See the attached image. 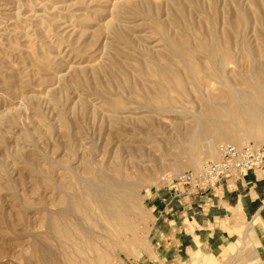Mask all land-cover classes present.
Returning <instances> with one entry per match:
<instances>
[{
	"label": "rangeland",
	"instance_id": "374dc122",
	"mask_svg": "<svg viewBox=\"0 0 264 264\" xmlns=\"http://www.w3.org/2000/svg\"><path fill=\"white\" fill-rule=\"evenodd\" d=\"M219 73L264 81V0H0V264H77L50 231L68 206L62 226L79 238L81 219L114 234L99 238L108 251L80 253L88 263L139 258L152 246L150 193L228 144L264 145L261 94L246 97L260 104L255 123L207 121L206 135L187 138L210 108L220 112ZM114 177L128 181L131 208L112 223L98 204L92 218L75 208L82 186Z\"/></svg>",
	"mask_w": 264,
	"mask_h": 264
},
{
	"label": "crops",
	"instance_id": "0c3cea01",
	"mask_svg": "<svg viewBox=\"0 0 264 264\" xmlns=\"http://www.w3.org/2000/svg\"><path fill=\"white\" fill-rule=\"evenodd\" d=\"M214 192L175 198L163 187L150 193L152 246L129 264H235L240 257L243 264H264V168L231 178ZM165 219L174 222L171 227Z\"/></svg>",
	"mask_w": 264,
	"mask_h": 264
},
{
	"label": "bare ground",
	"instance_id": "6f19581e",
	"mask_svg": "<svg viewBox=\"0 0 264 264\" xmlns=\"http://www.w3.org/2000/svg\"><path fill=\"white\" fill-rule=\"evenodd\" d=\"M236 75H243V74H236ZM217 76H219L218 78L220 80V83L224 87H223V89L218 90V93L212 94L211 97L213 99L221 100L220 103L216 104V106H217L216 108L220 112L215 113L213 111V109L210 108L209 114H205L204 117H202V118L199 117L197 119L196 123H194L195 125H190L189 127H187L186 132L188 134V136H187L188 139L194 140L198 136L203 137L204 135H206V132L204 130V126H205V123L207 121H213L216 123H224L226 121V119L230 118L231 121L230 120H228V121L232 122L235 125H239L240 123H243V122L246 123V121H247L246 117L250 118V119L248 118L250 123H251V121L255 123L257 120L262 118V110H261V107L259 106L260 104L254 103V102L249 103L247 101V98H246L248 95L254 96L257 94H259V95L261 94L264 98V81L259 82L262 80L261 79L262 77H259L256 73L250 74L248 76V78H245L244 76H246V75H243L240 77V79H236V78L227 79L220 73ZM217 76L215 79L214 78H212V79L217 80ZM195 79L196 78L193 77L191 80H189V79L188 80L190 81L191 89H194L195 93H198V90L200 88L199 87L200 85L198 83L199 80H195ZM250 82L253 83L254 86L249 85ZM232 83H235V84H232ZM237 85H239V86L241 85L242 87L237 88ZM173 86L176 87L175 85H173ZM188 90H189V92L191 91L190 88H188ZM232 99L234 100V102L233 101L230 102V100H232ZM222 100H227V101L222 102ZM102 185L103 186L96 185V184L94 185V183H91V184L89 183V185H88V183H87V187L82 186L81 187V193H82L83 197L78 198L79 199V200H77L78 206H75V208L79 207V206L84 207V209L88 212V214L92 218L93 215H92L90 203L92 202L93 206H96V204H98L99 208L103 209L106 212V214L108 216L107 217L108 220L112 223V220L117 217V216L115 217L116 209H119L121 207H124V208L130 207L132 204H134L136 196L134 195V198H130V196H132V195H128V193L126 192V189H128V185H129V183H128V181H126V179L125 180L124 179L118 180L116 177H114L113 181H110L109 179H107L104 182V184H102ZM80 186H81V184H80ZM75 188H76V186L74 187V189ZM85 189H87L88 191L86 192ZM77 196H78V193H77ZM74 197H76V196L74 195ZM84 200H86V201L84 202ZM69 208L70 207L68 206L67 209L62 211L64 213V215H62V216L59 215L58 212H55V215L57 213V217H59V218H56L57 220H59V223L56 221H53L51 224L50 231L53 235H54V233L57 234V232H61L60 234H63V236H65L67 238V240L65 242H64V239L62 242H63V244H67L70 246V250H71L72 254H74L75 256H78L79 259L76 260L77 264H90V263H88V261L84 260L83 256L80 255V253L81 252L83 253V251L86 250L87 247H89L90 250L93 251L94 255H97V252H99V249L97 248L98 244L104 250L108 251L109 245H108L107 249L105 248V246L108 243L105 246H103L104 244L102 245V242H100L99 238H101L102 240L107 238L110 241L111 235H114V234L110 232L111 230L107 231L108 234H106L103 231L101 233H98L96 230L88 229L85 227L84 224L80 223V221H82V219H81L80 221L78 220L79 221L78 226H79V229L81 228L83 230L81 232H83V235L85 236L86 239L83 240L81 237L79 238L78 236L80 234L76 235L74 232H70V231H73L71 227L68 226V228L67 227L64 228L62 226L64 224V222L62 221L61 218H63V216L66 217V215L72 216L73 209H72V207H71L72 210ZM95 213H97V211ZM96 222H99V221L97 220ZM66 224H68V223H66ZM99 226H100L101 230H104V228H102L103 226L100 222H99ZM72 236H75V239H72ZM54 240H56V238ZM71 241H72V243H71ZM75 242H78L79 244H77V243L75 244ZM58 243H60V242H58ZM73 244H75V246L76 245L78 246L77 250H75L73 248ZM37 251L40 252L38 259L41 261L52 263V261L54 262V260L56 259L55 254H53L52 252H50L51 256L49 254L47 255L45 252H47V253H49V252L45 251L43 249V247L37 246ZM60 252H61V250H60ZM109 252H111V250H109ZM93 257H94L93 259L96 262V264H98L99 262H98L97 256H93ZM47 264H49V263H47Z\"/></svg>",
	"mask_w": 264,
	"mask_h": 264
},
{
	"label": "built area",
	"instance_id": "2783aa9c",
	"mask_svg": "<svg viewBox=\"0 0 264 264\" xmlns=\"http://www.w3.org/2000/svg\"><path fill=\"white\" fill-rule=\"evenodd\" d=\"M261 168H264V145L228 144L218 159L206 161L198 170H187L169 178L166 188L175 198L209 195L221 183Z\"/></svg>",
	"mask_w": 264,
	"mask_h": 264
},
{
	"label": "clouds",
	"instance_id": "9594fccd",
	"mask_svg": "<svg viewBox=\"0 0 264 264\" xmlns=\"http://www.w3.org/2000/svg\"><path fill=\"white\" fill-rule=\"evenodd\" d=\"M258 179H260L259 177H258ZM245 187H247V185L245 184ZM204 191H206L207 189H203ZM236 190V187H229V189H228V191L229 192H231V191H235ZM213 194L215 195V192L213 191ZM250 195V194H249ZM251 197V196H250ZM151 198H155V196H153V197H151ZM259 197H258V195H257V197H256V199H258ZM254 201V200H253ZM243 203V197L241 196L240 198H239V202H238V204H242ZM189 210V209H188ZM209 211H210V209L208 210V212H205V213H203V215L206 217L208 214H209ZM165 212L166 213H171L172 212V209L171 208H166L165 209ZM194 219V218H193ZM165 223L166 224H169V226L171 227L172 226V224L174 223V222H170L168 219H165ZM205 223H207V220L205 221ZM214 234V233H213ZM181 243V242H180Z\"/></svg>",
	"mask_w": 264,
	"mask_h": 264
}]
</instances>
